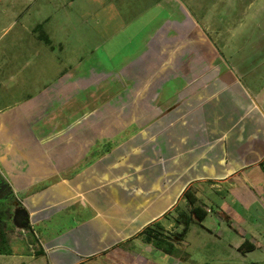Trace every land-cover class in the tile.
Here are the masks:
<instances>
[{
  "label": "crops",
  "instance_id": "crops-1",
  "mask_svg": "<svg viewBox=\"0 0 264 264\" xmlns=\"http://www.w3.org/2000/svg\"><path fill=\"white\" fill-rule=\"evenodd\" d=\"M232 1L234 17L241 8L246 18L234 26L245 33L258 29L263 39L264 0H226ZM223 6L226 10L230 5ZM212 18L203 32L211 28L216 42L231 46L232 23L221 26L219 21L212 27ZM193 25V30L200 28ZM173 39L163 38L162 47L151 50V66L157 70L152 78L154 105L143 106L140 134L111 151L96 147L108 142L105 128L120 103L112 107L107 95L104 105L96 107L88 75L69 76L72 81L55 84L53 92L0 112V173L13 194L23 195L29 231L41 229L39 257L51 258L54 264H91L103 256L113 257L111 264H116L118 251L129 252L133 240L161 221L158 210H173L188 189L203 193L242 174L244 179L253 177L254 168L264 167V86L259 78L239 77L236 69L214 57L210 78H199L184 98L173 93L165 100L160 91L172 78H160V67L170 63ZM258 49L264 51L263 40ZM209 53L219 56L213 46ZM142 81L123 76L117 82L136 100L144 95ZM133 154L135 159L152 154L151 179L142 173L134 177L132 169L140 166L132 164ZM29 252L37 258L38 252Z\"/></svg>",
  "mask_w": 264,
  "mask_h": 264
},
{
  "label": "rangeland",
  "instance_id": "rangeland-1",
  "mask_svg": "<svg viewBox=\"0 0 264 264\" xmlns=\"http://www.w3.org/2000/svg\"><path fill=\"white\" fill-rule=\"evenodd\" d=\"M221 3L230 6L225 10ZM233 3L226 0H0V112L53 92L67 79L72 81L69 76L88 75L92 77L88 84L94 86L96 107L104 105L107 95L112 107L120 103L117 114H111L105 128L108 142L96 147L99 152L111 151L140 134V115L145 113L143 106L153 103V79L157 71L152 68L149 56L152 49L157 51L162 47L161 39L171 35L174 38L173 43L169 41L171 60L160 67L159 76L171 74L170 86L160 91L165 100L173 93L184 98L199 78L202 81L210 78L214 57L222 59L227 68L236 69L239 77H257L264 86V51L258 49L264 38L261 39L258 29L245 33L234 26L236 20L239 24L240 19L246 18L241 8L238 17H234ZM220 12L223 15L218 18ZM211 16L212 27L219 21L221 26L224 22H228L226 26L232 23L228 29L234 34L231 46L216 42V33L211 28L206 34L203 32L201 28L206 27ZM192 22L200 30H193ZM212 46L219 56L209 53ZM123 76L143 79V98H131L132 91L117 82ZM130 84L134 86V80ZM77 95L79 100L83 99L82 90L78 89ZM119 106L123 107L121 111ZM99 116L101 111L96 119ZM132 156V164L140 166L132 169L134 177L142 173L151 179L152 154L142 159ZM262 169L254 168L250 172L253 177L249 174L244 179L242 174L229 182L218 183L216 189L193 193L197 205L208 211L202 222L192 219L184 196L173 210H158L162 218L160 228L166 230L162 231L164 236L152 238L151 243L145 242L144 235L133 240L129 252L118 251L121 256L116 264H264ZM22 198L23 195L14 194L11 202L21 206ZM24 230L12 222L7 224L9 237L5 247L8 249L0 254V264H54L51 258L29 254V251L38 252L42 246L39 226L32 231ZM241 237L249 239L254 246L247 242L238 250V245L243 243ZM171 244L174 246L171 253L164 252L163 247L169 248ZM250 247L255 249L247 252ZM136 254L142 258H136ZM112 258L101 256L91 264H111Z\"/></svg>",
  "mask_w": 264,
  "mask_h": 264
},
{
  "label": "flooded vegetation",
  "instance_id": "flooded-vegetation-1",
  "mask_svg": "<svg viewBox=\"0 0 264 264\" xmlns=\"http://www.w3.org/2000/svg\"><path fill=\"white\" fill-rule=\"evenodd\" d=\"M13 196L14 194L12 192V189L10 188L6 179L0 173V242L4 240L7 241V237H9V234L6 232L7 224L9 222L13 223L14 210H15V207L13 206L14 207L13 208L11 206V205H15L13 201L11 202V200H13L12 199ZM28 226L25 228L27 231H29ZM241 238L243 239L242 241L243 243L238 245L237 247L238 250L241 249V247L247 242L251 243V245L254 246V244H252V242L249 239L245 237H241ZM254 249L255 248L250 247V250H247V252L253 251Z\"/></svg>",
  "mask_w": 264,
  "mask_h": 264
},
{
  "label": "trees",
  "instance_id": "trees-1",
  "mask_svg": "<svg viewBox=\"0 0 264 264\" xmlns=\"http://www.w3.org/2000/svg\"><path fill=\"white\" fill-rule=\"evenodd\" d=\"M47 42H50L48 38ZM184 198L187 199L188 204L190 206V213H191V217L192 219L196 218L199 221H204L206 219V217L208 216V212L201 206L197 205V199L195 197V195L193 194V192L191 190H187L184 192ZM157 227V229L153 228V227ZM160 224L159 223H155L149 227H147L142 233L141 236L144 235L145 236V242L146 243H151L152 242V238L154 237H159V236H164V232L165 229L160 228ZM163 231V233H162ZM6 245V241H1L0 242V254H4L6 253L7 249L5 247ZM174 248V246L171 244L169 248H165L163 247V251L166 253H171L172 249ZM42 254L41 251L38 252V255Z\"/></svg>",
  "mask_w": 264,
  "mask_h": 264
},
{
  "label": "water",
  "instance_id": "water-1",
  "mask_svg": "<svg viewBox=\"0 0 264 264\" xmlns=\"http://www.w3.org/2000/svg\"><path fill=\"white\" fill-rule=\"evenodd\" d=\"M14 217L13 224L21 229L26 228L29 225V213L26 209L22 208L19 204L14 205ZM13 207V208H14Z\"/></svg>",
  "mask_w": 264,
  "mask_h": 264
}]
</instances>
